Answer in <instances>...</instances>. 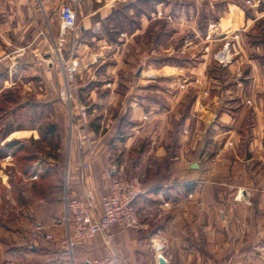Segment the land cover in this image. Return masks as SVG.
<instances>
[{"label":"crops","instance_id":"crops-1","mask_svg":"<svg viewBox=\"0 0 264 264\" xmlns=\"http://www.w3.org/2000/svg\"><path fill=\"white\" fill-rule=\"evenodd\" d=\"M67 1L0 0V98L5 90L3 98L15 100L18 89L34 82L51 85L47 34L62 44L64 25L52 9ZM250 1L249 7L242 0L71 1L79 22L68 31L77 39L74 50L117 58L100 62L110 78L90 74L81 85L89 86L92 104L110 106L99 115L109 123L76 126L94 140L71 147L67 192L61 195L54 183L45 186L36 205L19 211L11 224L0 222V264H89L113 250L123 264H159L160 256L166 264H264V59L244 39L264 20V5ZM146 2L157 7L150 16ZM201 15H208L203 31ZM157 19L167 34L163 45L151 47L156 60L135 68L134 61H122L133 46L130 39ZM219 51L234 56L217 64L221 73L214 74L210 56ZM38 70L41 75H34ZM113 102L121 104L118 113H112ZM39 135L38 128L9 122L0 126V145ZM144 138L149 142L139 145ZM92 149L94 160L84 170ZM108 167L119 177L146 168L135 225L115 227L112 236L70 238L61 221L66 200L87 189L97 193L108 183L102 175ZM1 177L9 185L8 174ZM96 205L100 214V198ZM51 219L58 221L50 224Z\"/></svg>","mask_w":264,"mask_h":264},{"label":"rangeland","instance_id":"rangeland-1","mask_svg":"<svg viewBox=\"0 0 264 264\" xmlns=\"http://www.w3.org/2000/svg\"><path fill=\"white\" fill-rule=\"evenodd\" d=\"M242 2L246 7H249L248 5L252 4L250 0H242ZM259 3L260 5H264V0H261ZM144 9L146 15L150 16L156 12L157 7L152 2H146ZM52 14L60 18V8L55 7L52 9ZM202 25L204 26V24ZM163 27V21L158 19L147 24L145 33L142 36H138V39H136V37L134 40L130 39L129 43L130 45H133L128 50L130 53L123 54L120 59L124 62L126 60L134 61V68L137 67L141 61L148 64L150 61L156 60V53H150L151 47H156L157 44L163 45L167 34V31L165 32ZM47 38L46 45L48 46L49 51L48 62L50 63L47 67L49 76H51L49 82L51 85L45 86L47 84H44L39 86L38 82H34L33 87L28 90L24 87L18 89L15 100L9 101L3 98L6 93L5 90L1 92L0 110L2 109V111L0 112V115L1 113H4L5 117L2 119L3 116H1L0 126L8 125V123L11 122L17 127L27 126L38 128L39 132L43 129L49 132L52 131L50 130L51 128L54 129V133H46L42 137L40 134L38 138L35 136L26 139H19L18 144L24 146V149L19 153V156L15 157L12 153L0 157V222L6 224H11L19 211L28 210L30 204L36 205L41 200L38 197H40L39 195L41 191L44 190L45 186L47 187L54 183L53 185L59 187L61 195H63L64 192H67V177L69 174L71 147L75 145V142L80 144L84 143L88 146L89 143H92L94 140L89 136L87 131L84 134L81 133V131L79 133L76 129V126L81 122V117H77V114L75 115V101H78V105L81 102L88 108V126L90 125L91 127L92 123H94V125L100 123L102 126H106L107 123H109L107 116L105 117L103 115V117L100 118L99 115L109 110L110 106L108 105L109 107L107 108V106L104 105V111L101 107H97V104H92L93 99L90 98V95L87 96L89 86L86 85L82 87L81 85L90 78V74H93L94 77L96 76L95 79L110 78L111 76L106 75V70L100 66V62H111L113 59L114 61L117 60V58H107L106 54H103L102 58L95 59L93 55L88 54V52H77L74 50L77 39H75L69 32L62 36V39L60 40L62 42L59 46L62 49L61 51H57L56 48L58 47L56 40L54 35L52 37L50 31L47 34ZM244 39L246 45L257 48V52H254V50L252 51L254 52V56L264 59L263 19L256 24V27L253 30L245 35ZM86 40L89 42L91 39ZM224 53L226 55L225 58L219 56L218 52H215L210 56L213 65L211 70L212 73L220 74L221 70L217 69V67H219L218 65L221 64L222 67V65H226L229 61L233 60L234 55L232 56L228 51H224ZM19 55L23 56L22 54ZM195 56L198 57L200 55L197 54ZM73 61L78 62V69L74 84L77 87L76 89L72 88L74 100L71 102L67 99V90L69 87L65 80V67ZM92 62H94V65H92L93 67L91 70H84V68H82L84 65H88ZM2 72H4V70L0 69V73ZM132 72L133 70H131L130 74ZM237 72H241V70L237 69ZM34 73L36 76L41 75L40 70ZM170 73L172 74L173 72L170 71ZM161 75L160 70H157L156 76L162 77L163 75ZM172 78L174 81L176 80V83H179V77L174 76ZM95 84H97V82ZM95 84H93V86H95ZM98 86H100V94L101 92L104 93L106 88L101 85ZM97 93H99V91ZM115 103L116 102L110 104L112 105L111 110L113 114L118 113L120 109H122L119 102ZM9 114L10 118L8 119L7 117ZM118 138H120V136H118ZM148 142L149 141L144 138L139 145H146ZM94 151L96 154L95 149ZM89 152L90 150H87V153ZM23 157H27L28 160L23 159ZM55 162L59 163L58 166L55 165ZM25 167H29L28 170L32 171V173H25ZM116 173L118 174V172ZM4 174H8L10 180L9 185L7 182H4V179L1 177ZM147 174L146 168L143 169V167H141V170L137 171L136 174L124 176H138L145 183V176ZM44 175L55 176H52L50 180H45L46 178ZM56 176L59 177V179Z\"/></svg>","mask_w":264,"mask_h":264},{"label":"built area","instance_id":"built-area-1","mask_svg":"<svg viewBox=\"0 0 264 264\" xmlns=\"http://www.w3.org/2000/svg\"><path fill=\"white\" fill-rule=\"evenodd\" d=\"M71 1L68 0L60 8V18L63 22L62 36L68 31H75L79 22L77 13ZM57 51L61 47L57 46ZM219 56L226 57L224 52L219 51ZM78 69V62L73 61L65 67V80L68 84L67 99L74 100L72 88L76 89L75 76ZM75 86V87H74ZM79 117L83 127L87 126L88 108L79 103ZM89 160L82 164V169L86 170L94 160L95 151L90 150ZM102 175L108 183L97 193L87 189L78 197L66 200V213L61 221L64 222L69 231L70 238L85 240L91 239L99 233H108L112 236L115 227L127 228L136 223V201L146 191L145 183L138 176L119 177L114 168H106ZM105 189L107 191H105ZM100 198L101 213H97L96 201ZM58 220L51 219L50 224H56ZM34 237H39L38 232H33ZM47 238H52V234L45 233ZM89 264H123L122 259L116 250L93 259Z\"/></svg>","mask_w":264,"mask_h":264},{"label":"trees","instance_id":"trees-1","mask_svg":"<svg viewBox=\"0 0 264 264\" xmlns=\"http://www.w3.org/2000/svg\"><path fill=\"white\" fill-rule=\"evenodd\" d=\"M200 20L201 21L199 22V27L203 31L204 27L207 28V25H208V15H201ZM202 24H204V27ZM0 111H2V109ZM50 130L52 131L49 132V131H45L44 129L40 130L41 137L45 135L46 133H49V134L54 133L53 128H51ZM18 142H19V139H14V140L8 141L5 144L1 145L0 146V157H4V155L6 156L9 151H11L15 157L19 156V153L24 149V146L19 145ZM23 159L28 160L27 157H23ZM28 169L29 167L24 168L25 173L26 172L32 173V171H29Z\"/></svg>","mask_w":264,"mask_h":264},{"label":"water","instance_id":"water-1","mask_svg":"<svg viewBox=\"0 0 264 264\" xmlns=\"http://www.w3.org/2000/svg\"><path fill=\"white\" fill-rule=\"evenodd\" d=\"M143 67H144L143 64H141V65L138 67V69H137V73H136L138 76L141 74V72H142V70H143ZM159 264H166V261H165V259H164L162 256L159 257Z\"/></svg>","mask_w":264,"mask_h":264}]
</instances>
